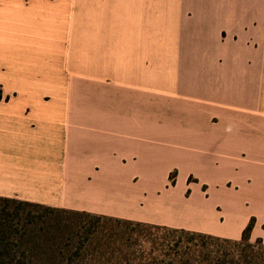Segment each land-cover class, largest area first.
<instances>
[{
	"label": "crops",
	"instance_id": "0c3cea01",
	"mask_svg": "<svg viewBox=\"0 0 264 264\" xmlns=\"http://www.w3.org/2000/svg\"><path fill=\"white\" fill-rule=\"evenodd\" d=\"M0 197L264 240V0H0Z\"/></svg>",
	"mask_w": 264,
	"mask_h": 264
},
{
	"label": "trees",
	"instance_id": "16d2710c",
	"mask_svg": "<svg viewBox=\"0 0 264 264\" xmlns=\"http://www.w3.org/2000/svg\"><path fill=\"white\" fill-rule=\"evenodd\" d=\"M253 225L233 241L0 197V264H264Z\"/></svg>",
	"mask_w": 264,
	"mask_h": 264
},
{
	"label": "rangeland",
	"instance_id": "374dc122",
	"mask_svg": "<svg viewBox=\"0 0 264 264\" xmlns=\"http://www.w3.org/2000/svg\"><path fill=\"white\" fill-rule=\"evenodd\" d=\"M171 177H172V176H171ZM175 180H177V183H178V184L180 183V185H179L178 187H181V186L183 185L182 178H176V177H175Z\"/></svg>",
	"mask_w": 264,
	"mask_h": 264
}]
</instances>
